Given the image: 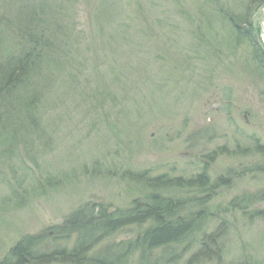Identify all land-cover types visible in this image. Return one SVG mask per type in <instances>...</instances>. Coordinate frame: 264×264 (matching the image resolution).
<instances>
[{
  "label": "rangeland",
  "instance_id": "374dc122",
  "mask_svg": "<svg viewBox=\"0 0 264 264\" xmlns=\"http://www.w3.org/2000/svg\"><path fill=\"white\" fill-rule=\"evenodd\" d=\"M73 1L71 67L44 90L40 131L0 158V260L26 236L42 235L45 254L71 250L76 237L55 228L83 208L123 211L159 194L197 212L205 190L146 183L187 181L204 168L213 188L205 222L182 244L129 260L264 264V156L254 150L264 145V71L253 51L258 39L264 56V0ZM103 7L128 31L100 27ZM147 227H124L92 252L123 254Z\"/></svg>",
  "mask_w": 264,
  "mask_h": 264
},
{
  "label": "trees",
  "instance_id": "16d2710c",
  "mask_svg": "<svg viewBox=\"0 0 264 264\" xmlns=\"http://www.w3.org/2000/svg\"><path fill=\"white\" fill-rule=\"evenodd\" d=\"M3 8L0 10V158L14 149L16 141L23 140L21 136L31 137L33 130L38 127L37 117L45 107L46 96L44 90L52 83V79L58 73L68 71L70 56L65 51V46L70 39L77 34L75 26L70 21L76 20L77 10L70 0H1ZM110 9H98L99 17L103 19L99 26L112 27L111 33H123L128 30L118 26L112 20ZM141 16V15H140ZM143 16V14H142ZM230 17V16H228ZM140 33H144L143 24L147 19L142 18ZM228 19V18H227ZM231 27L239 38L242 22L234 17L228 19ZM129 22V21H127ZM126 24L124 21L122 22ZM127 26V25H126ZM120 29V30H119ZM131 29V28H129ZM80 33V32H79ZM71 35V36H70ZM258 38V37H257ZM252 37H249L251 40ZM248 40V41H249ZM18 42L19 44H17ZM254 44V57L262 56L257 61L264 71V56L258 39ZM5 56V57H3ZM69 67V68H68ZM48 84V85H47ZM91 93V92H90ZM96 103L95 96H89ZM96 105V104H95ZM38 130V129H37ZM40 130H38L39 132ZM20 137V138H19ZM25 142V141H24ZM255 151L264 156V145L255 142ZM139 180L140 176H135ZM148 186H176L177 188L196 186L198 191L206 192L205 201L197 212H183L184 205L180 199L162 197L159 194H151L148 199L133 202V206L127 210L109 211L100 209L98 212L79 209L66 221L63 231L55 228L56 233L65 236V239L76 237L75 245L71 250H61L50 254L42 253L38 244L42 235L23 237L19 239L6 253L0 264H168L171 260H129V255L135 251L142 255V251L149 254L159 248H167L170 245H180L193 233L198 224H203L207 218L203 209L210 196L212 187L209 184L206 170L182 181L175 179L163 180L157 177L147 180ZM224 177L215 182L219 185L225 183ZM151 183V184H150ZM257 217L264 218V210L256 212ZM256 218V217H255ZM148 223V227L142 233L134 237V241L121 244L118 250L123 254L104 251L95 254L94 247L102 239L115 234L122 228ZM218 230V229H217ZM215 230L210 239L219 238V230ZM214 237V238H213ZM202 253V252H201ZM101 254V255H99Z\"/></svg>",
  "mask_w": 264,
  "mask_h": 264
},
{
  "label": "water",
  "instance_id": "95a60500",
  "mask_svg": "<svg viewBox=\"0 0 264 264\" xmlns=\"http://www.w3.org/2000/svg\"><path fill=\"white\" fill-rule=\"evenodd\" d=\"M260 37H261V38H263V36H262V35H260ZM262 40H263V39H262Z\"/></svg>",
  "mask_w": 264,
  "mask_h": 264
},
{
  "label": "bare ground",
  "instance_id": "6f19581e",
  "mask_svg": "<svg viewBox=\"0 0 264 264\" xmlns=\"http://www.w3.org/2000/svg\"><path fill=\"white\" fill-rule=\"evenodd\" d=\"M263 42H264V39H263ZM258 141V140H257Z\"/></svg>",
  "mask_w": 264,
  "mask_h": 264
}]
</instances>
